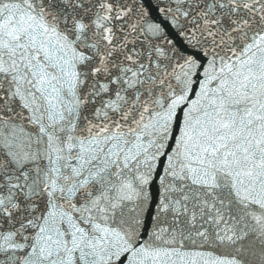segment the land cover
Here are the masks:
<instances>
[{
  "label": "snow or ice",
  "instance_id": "snow-or-ice-1",
  "mask_svg": "<svg viewBox=\"0 0 264 264\" xmlns=\"http://www.w3.org/2000/svg\"><path fill=\"white\" fill-rule=\"evenodd\" d=\"M0 264H264V0H0Z\"/></svg>",
  "mask_w": 264,
  "mask_h": 264
}]
</instances>
